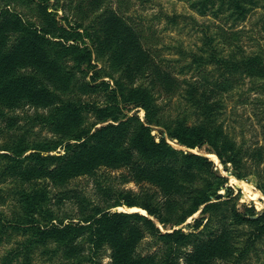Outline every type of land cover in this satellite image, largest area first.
Here are the masks:
<instances>
[{
	"label": "trees",
	"instance_id": "trees-1",
	"mask_svg": "<svg viewBox=\"0 0 264 264\" xmlns=\"http://www.w3.org/2000/svg\"><path fill=\"white\" fill-rule=\"evenodd\" d=\"M15 1L33 15L29 17L8 9L0 11V106L9 107L19 103L21 99L43 104L47 112L36 114L31 120H34V124L47 127L60 138L57 141L49 140L25 146L18 151L12 150L13 155L2 154V158L7 160L4 163V171L8 176L18 178L22 183L31 181L24 190L15 192L18 209L13 213L18 220L11 221L10 228L13 233L24 237L12 253L29 254L33 250H40L49 259L60 253L61 259L56 262L51 260L50 264H81L77 260V249L82 244L78 241L85 240L93 243L95 247L101 246L104 242L113 245L115 249L111 264H178L175 258L172 260L171 254L164 250L141 256L133 255L132 248L141 236V227L149 228L153 236L163 244L170 243L176 246L187 244L190 237L196 236L193 232L204 225L203 218L187 223L186 227L189 228L187 232L179 228L165 233H162L150 219L153 216L160 223H167V219L162 218V212L165 207L172 211L176 207L174 201L159 206L155 202L153 192L143 190L134 194L131 190H113L118 195L112 206L140 207L147 215L105 208L83 222L57 224V217L47 206L48 192L33 179L51 173L54 165L55 170L61 174L66 173L67 177L74 175V172L90 168L97 159L101 160L109 153H113L115 160L128 163V173L140 168L145 174H154L158 170H164V167L169 170L177 164L183 168L179 157L182 152L173 148L167 142V138L190 148L209 143L213 145L214 153L224 166L230 163L233 168L239 167L248 149L243 150L222 126L216 125L214 121L213 127L203 124L189 127L178 122L170 128L167 124L163 128L164 131L160 130L153 134L151 127L146 125L154 124L153 110L151 106L149 108L154 98L148 87L137 84L126 92L125 84L123 87L118 84L119 87L112 88L109 83L102 82L103 85L112 88L111 98H120L135 105L141 104L145 108L146 123L137 120L132 131L130 129L132 118L119 121L115 116L117 112L113 110L117 109V106H95L82 98V92L88 88H96L90 85L96 81L97 74L103 69L97 66L98 60H103L100 58H106V62H110L113 65L111 69L115 71L125 70L123 78L128 79L130 84L142 79L147 72L150 80L158 79L168 94H175L180 91L182 85H191V82L196 81H200L201 85L203 80L211 79L213 77L211 71L205 69V66L209 65L213 66L218 75L214 76L216 78L213 77V85L220 90L228 91L233 88L232 82L229 86L218 82V77H222L224 72L235 75L247 73L253 82L257 80L264 84L263 54L244 53L239 45V32L227 33L225 30L214 33L213 36L204 35L198 53L191 54L197 78L193 81L180 79L173 70H164L160 73L153 64L147 62V55L143 57L146 50L134 26L128 24L107 5L104 11L98 12L105 0H79V13L83 22L96 20L94 26H84L83 23L72 25L73 20L64 16L66 27L59 24L56 19V6L51 4L50 0ZM66 1L58 0L64 8ZM257 3L258 0H196L191 2V7L200 16H206L211 11L215 18L225 15L226 20L233 18L238 20L253 10ZM184 68L185 66H181L178 73H183ZM88 76L89 81L86 80ZM188 100L192 106L198 102L196 96H189ZM205 106L210 110L208 102ZM214 107L215 102L213 110ZM91 112H95L96 118H109L113 123L100 127L87 126L84 119ZM125 134H129L127 141L120 140ZM125 142H128L132 152L139 156V162L134 160L132 154L123 155L126 150ZM59 147L63 148L64 153H53ZM69 151L73 152L71 156ZM182 158L184 163L192 161L197 167L209 168L212 165L211 161L200 155L183 154ZM213 175L215 178L204 179L201 191L194 193L192 207L177 214L175 225L185 223L202 205L219 198L218 193L222 189L223 194L231 190L226 178H221L215 172ZM177 188L184 189L185 185H179ZM237 217L240 218L241 224L254 227L246 245L255 242L264 234V210L256 213L253 206H245L242 212H237ZM85 232L88 234L84 239ZM223 235L224 239L213 233V238L211 236L208 240L196 241L190 261L193 264H207L205 258L212 250L213 259H225L227 263L233 259L237 261L240 252L236 253L235 242L231 243V237L225 236L226 231ZM92 261L93 264H98L96 260Z\"/></svg>",
	"mask_w": 264,
	"mask_h": 264
},
{
	"label": "rangeland",
	"instance_id": "rangeland-1",
	"mask_svg": "<svg viewBox=\"0 0 264 264\" xmlns=\"http://www.w3.org/2000/svg\"><path fill=\"white\" fill-rule=\"evenodd\" d=\"M194 1L196 0H105L98 12L104 11L108 6L128 24L134 26L146 50L143 57L147 55V62L153 64L160 73L164 70H173L180 79L193 81L197 78L195 66L191 62V54L198 53L204 35L213 36L214 33L225 30L227 33L239 32V45L244 53H262L264 56V0H258L253 10L238 20L235 18L226 20L225 15L215 18L211 11L206 16H200L191 7V2ZM50 2L56 6V19L64 27L67 26L64 16L73 20L72 25L83 23L84 26H94L96 23V20L83 22L79 13V0H67L65 8L58 0H50ZM7 9L29 17L33 15L15 0H0V11ZM132 53L134 54L135 51ZM100 59L103 60H98L97 66L103 69L97 74L96 81L90 85L96 88H88L82 92V98L98 107L117 106L113 111L117 112L115 116L119 121L132 118L131 131L137 120L146 123L145 108L141 104L135 105L120 98H111L110 90L113 87L119 85L123 87L125 84L126 92L137 84L149 88L154 98L152 104H149V108L151 106L153 110L154 124L146 123V125L151 127L153 134H157L160 130L164 131L163 128L167 124L170 128L178 122L185 123L189 127L197 124L213 127L214 121L216 125H221L243 150L248 149V153L242 157L239 167L233 168L230 163L224 166L219 161L213 145L209 143L190 148L167 138V142L173 148L182 152L179 157L183 168L177 164L169 170L164 167V170H158L154 174H145L140 168L128 173V163L115 160L113 153L107 154L101 160L97 159L90 168L86 167L85 170L74 172V175L68 177L66 173L61 174L55 170L54 165L51 173L34 178L33 181L45 187L48 192L47 206L57 217V224L83 222L105 208H110L111 211L130 214L138 212L147 215L140 207L112 206L118 195L113 190H131L134 194L146 190L153 192L155 202L159 206L168 201L176 203L172 211L165 207L162 212V218L167 219V223H160L153 216H149L162 233L179 228L187 232L189 228L186 224L200 218L204 219V225L193 232L197 237L192 236L189 238V243L178 246L170 243L164 245L153 236L149 228L141 227V236L132 247L133 255L146 256L157 250H164L167 254H171L172 260L175 258L178 264H193L190 256L195 242L208 240L211 236L213 238V233L224 239L223 234L226 231L225 236L229 235L230 242H235L237 246L236 253L240 252L239 259L237 261L233 259L230 263L225 262V259H213L212 250L205 258L207 264H264V234L255 242L246 245L254 227L241 224L240 218L237 217V212H242L245 206H253L256 213L264 210V84L257 80L253 82L247 73L235 75L224 72L222 77H218V82L228 86L232 82L233 88L228 91L220 90L213 85V77L218 75L213 66L209 65L205 66V69L211 71L213 76L211 79L203 80L201 85L200 81L191 82V85H182L178 93L168 94L159 84L158 79L148 78L147 72L142 79L130 84L128 79L123 78L125 70L115 71L111 69L113 65L106 62V58ZM181 66H185V70L179 74ZM86 80L89 81V76ZM102 82L109 83L112 88L103 85ZM189 96H196L198 102L195 106L191 105ZM207 102L210 110L205 106ZM213 102H215L214 110ZM46 112L47 108L43 104H36L27 99H21L19 103L9 107L0 106V264H50L51 260L56 262L61 259L60 253L49 259L40 250H33L29 254L12 253L24 237L13 233L10 228V222L18 220L13 213L18 209L15 192L24 190L31 181L22 183L18 178L8 176L4 171V163L7 160L2 158V154L13 155L12 150L18 151L25 146L49 140L57 141L60 138L47 127L34 124V120H31L36 114ZM84 122L87 126L97 125V127L113 123L109 118H96L95 112L88 113ZM128 135L125 134L120 140L127 141ZM124 147L126 150L123 155L132 154L134 160L139 162V156L136 152H132L128 142H125ZM53 153L63 154L64 150L59 147ZM72 154L73 152L69 151V155ZM183 154L203 156L211 161L212 165L207 168L197 167L192 161L184 163ZM213 172L221 178H226L231 190L223 194L222 189L218 193L219 198L202 205L185 223L175 225L177 214L192 207L194 193L201 191L204 186L203 180L215 178ZM193 178L196 179L192 181ZM15 180L17 182H14ZM179 185H185V188L178 189ZM84 234H86L85 239L88 233ZM78 242L82 244L77 249V260L81 264H93L92 260H96L98 264H111L115 247L109 242H104L98 247L85 240Z\"/></svg>",
	"mask_w": 264,
	"mask_h": 264
}]
</instances>
